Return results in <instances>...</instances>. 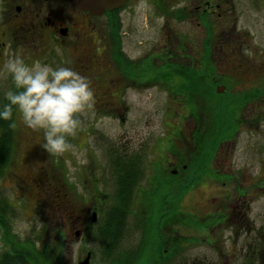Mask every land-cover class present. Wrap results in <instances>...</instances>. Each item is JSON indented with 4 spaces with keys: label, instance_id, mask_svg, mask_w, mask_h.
Wrapping results in <instances>:
<instances>
[{
    "label": "rangeland",
    "instance_id": "1",
    "mask_svg": "<svg viewBox=\"0 0 264 264\" xmlns=\"http://www.w3.org/2000/svg\"><path fill=\"white\" fill-rule=\"evenodd\" d=\"M236 7L238 13L234 30L240 36L236 38L238 48V44L241 45L240 50L237 49L234 53L227 51L218 53V50H215L211 64L218 67V72L212 74L207 71L205 80L208 81L206 85L214 84L213 90L210 88L209 90L216 94L215 87L225 85V90L228 88L227 90L232 92L235 100L237 94L247 90V88L252 86L262 88L264 86V74L261 71L263 67L260 65V60L264 56V18L247 10L244 4H236ZM137 17L138 15L133 17L131 22L138 21ZM101 18L103 19L104 16ZM161 22L160 18L156 19L158 32H160ZM160 45L161 42H158V47ZM161 60L159 58L157 61V83L154 86L140 88L134 93L127 92V94L133 95L131 97L134 101L126 100L127 117L125 122H120L117 118L112 117L100 119L96 117L90 120V114L94 113V108L86 109L82 114L85 117L88 116V119L80 120V128L74 135L77 137V144L73 145L71 143L73 136L70 137L72 147L59 155L49 154L41 147L40 154L45 157V160L37 164L38 167L33 166L32 169L28 168L29 170H27V167L33 164L35 159L34 155L28 151V145L24 139L33 130L27 128L20 118L15 115L14 159L4 175L0 177V198L6 199L13 208V212L9 214L10 225L12 233L16 235L20 242L29 241V244L32 243L37 251L44 250L47 247L49 259L53 262L58 259L60 248L62 250V264H76L77 259L82 256L81 252L85 255V250L91 249L93 251L91 264H109V261L102 256V244L95 239V236L88 238V228L83 230L84 234L80 233L78 238L75 237L76 228H73V235L64 234L65 242L61 247L59 246L58 232L68 228V213L63 207L59 206L61 203L54 197L53 193L42 195V192H39V189L34 186L35 183L27 188L28 183L26 184L23 180V175L24 171H28L30 175L35 173L39 179H45V182L57 186L61 193L68 192L71 204L84 210L96 203L92 196L88 197V194H92L91 191H99L103 187L99 180L101 169L104 170L105 163L109 165L112 158V154H106V157H104V151L108 152L116 149V152L125 154L124 158L133 159L137 156L139 164L136 167L139 174H141L133 191L134 200H132L131 211L126 221V235L120 241L118 249L130 251L137 246L142 236V229L140 226L135 227L138 222L136 215L140 214L145 218L151 216L150 219L155 218L156 220L160 201L166 199L165 194L169 191L170 197L167 201L170 206H175L174 212L172 211L175 215L165 218L162 232L164 233L165 245L172 246V249L173 245L177 246L178 251L173 255L176 259L174 264L187 263L197 258H205L212 264L217 259L219 260L217 264H234L236 260L240 264L241 258L236 252H240V245L246 242L250 235L248 237L243 236V239L240 240L234 232L225 229L226 226L223 223L221 232L217 233V239L215 240L219 247L214 250L212 246L203 243L202 239L204 237L209 240L213 238L214 240V236L210 237L204 231L207 224L205 221L199 220V217L203 216L204 213H214L215 207L218 206L216 201L221 196L224 197L219 192V187H222V190H225L229 195L227 200L223 201L220 210L227 214L230 213L228 207L231 204L229 191L234 183L232 181L230 183L226 182V187L223 188L220 182L212 184L211 180H207L204 181L206 183L198 181L197 184L189 188V186H185L184 182L186 181L183 180L189 175V172H185L187 170L185 169L180 174L178 173V176L174 175L176 180L173 181L178 183L172 185V180L168 177L170 175L169 169H172L173 165L164 161L163 158L175 159L179 165L183 164L185 159H190L188 157L191 156L200 157L206 161V153L208 151L212 153L218 149L216 154L212 156L213 160L211 159L214 163L221 148V151L228 153V155H225L222 165L225 169L231 171L234 175L239 169H246L252 173L256 172L260 160L257 158L264 157V152L254 154L255 150H252V147L263 145L264 94H260L256 98V100L261 99L260 103L262 105H257V102H254L256 103L254 116L261 115L260 119L256 120L257 118H255L256 121L252 125H248L245 122L246 119H238L239 129L232 138L233 133L229 129L224 132H226V137L227 134H230V139L225 137L215 147L205 146L202 150L197 145L196 139L198 136L206 137V132L203 131L206 127L208 128L209 124L210 118L206 108L209 104L202 102L203 98L201 97H195L196 100L186 98L189 95L188 90L178 91V86L185 81L187 83L189 79L177 73L178 64L175 62L162 63ZM169 61H172V59ZM251 63L254 65H251ZM140 66L139 74L142 80L153 73L148 64L145 63ZM251 66H253V69ZM257 68L258 74L255 72ZM5 72L2 66L0 72V99L6 91L1 88V79H3ZM212 79H215L216 82ZM224 92L220 96L214 95L215 103L227 102L228 96L227 94L224 95ZM242 108L246 118L247 104ZM231 110V107L228 108V112ZM193 127H195V130ZM233 129H235V125L232 126V131ZM36 133L42 139V133ZM228 148L233 149L228 150ZM198 152L200 155L197 156L196 153ZM223 155L219 154L222 159L224 158ZM183 158L185 159L183 160ZM159 159L160 162H158ZM156 173L159 175H156ZM262 174L264 175V172ZM168 181L169 184L166 183ZM159 187L161 188L159 189ZM155 191H157L156 194H154ZM147 194H149V198L147 196L146 198L143 197ZM172 195H177V197L172 198ZM254 197L256 203L262 206L264 197L257 194H254ZM100 204L101 202L98 203V207ZM75 219L76 213L74 212L73 223H75ZM88 224L89 216L86 222L87 227H89ZM95 229L96 225L93 226V233ZM150 234L143 258H149L150 251L147 249L150 245L153 246L152 241L158 238L154 229H151ZM173 237L182 240L181 244L173 241ZM185 237L189 241L184 240ZM6 244L0 237V252L4 250ZM218 248H220V252ZM117 250L114 254L117 253ZM44 264L48 263L44 262ZM55 264H60V260L58 259Z\"/></svg>",
    "mask_w": 264,
    "mask_h": 264
},
{
    "label": "flooded vegetation",
    "instance_id": "2",
    "mask_svg": "<svg viewBox=\"0 0 264 264\" xmlns=\"http://www.w3.org/2000/svg\"><path fill=\"white\" fill-rule=\"evenodd\" d=\"M240 3L244 4L250 12L264 18V0H125L121 6L105 10L101 15L80 10L67 0H0V72L4 61L15 54L22 55L29 64L34 61L53 66L66 64L86 76L91 82L95 103L92 107L94 113L90 114V120L96 117L99 119L112 117L125 122L126 100L134 101L131 97L133 95L129 93L137 92L146 86H154L157 83L156 70L159 58L162 59V63L175 62L178 64L177 73L183 71L188 74L201 75L198 79L203 81L206 80L207 71L212 74L218 72V67L211 64L215 50H218V53L223 51L234 53L241 47L240 44H238L239 48L236 45V38L240 36L234 30L238 13L236 4ZM137 15L138 21L131 22L132 18ZM102 16H104L103 19ZM157 18L162 20L160 32L157 31ZM158 42H161L160 47H158ZM171 59L172 61H169ZM260 61V65L264 68V56ZM145 63L150 66L153 73L142 80L139 74L140 65ZM251 65L254 64L251 63ZM251 68L253 69V66ZM263 68L261 71L264 74ZM255 72L258 74V68ZM9 87H11V79L5 72L1 79V88L7 90ZM258 88L260 87L252 86L248 89ZM261 90L246 103V118L244 112L240 114L241 117L239 116L240 119H246L245 122L248 125L260 119L261 115L254 116L256 107L254 102L262 105L261 99L256 100L260 94H264L263 87ZM206 101L203 99L202 102ZM87 117L83 114L79 116L83 121L88 119ZM255 118L257 119L254 120ZM193 129L195 130V127ZM38 135L31 131V134L24 139L28 145V151L34 155L35 159L27 170L32 169L33 166L38 167L36 165L45 160V157L40 154L42 148L39 145L41 139ZM71 143L77 144L76 136H73ZM262 144L261 147H252V150H255L254 154L264 152V139ZM114 151L116 152V149H112L113 153L111 152L112 162L119 159L118 155L125 157L122 152H117V155ZM217 151L218 149L213 153L216 154ZM111 153L104 151V157ZM217 154L214 163L213 159H210V168L205 171L208 175H203L199 182L203 183L207 180H211L212 184L220 182L225 188L226 182L232 181L234 185L229 191L231 204L228 206L230 213L227 214L220 210L223 201H226L229 195L222 190V187H219V192L224 197L221 196L216 201L218 206L215 207L214 213H204L199 217V220L207 224L204 231L210 237L214 236V240L204 237L203 243L216 250V247H219L215 241L216 235L219 231L221 232L222 224L225 223V229L234 232L240 240L243 236L250 235V238L240 245V252H236L241 258L240 264H264V202L262 206H259L254 197V194L264 197V175L262 174L264 157L257 158L260 160L256 172L239 169L234 175L222 166L225 155L228 153L221 151L220 148ZM219 154H224V158L222 159ZM163 160L173 165V168L169 169L170 176L180 174L187 167V163L179 165L175 159L163 158ZM110 166V163L109 165L105 163L104 170L101 169L99 180L103 186L102 189L91 191L92 194H88V197L92 196L96 203L84 210L71 204L68 192L61 193L57 186L45 182V179H39L35 173L30 175L28 171H24L23 180L26 184L28 183L27 188L35 183L34 186L42 192V195L53 193L61 203L59 206L68 213V228L58 232L60 247L65 242L64 234L73 235V228H76V238L80 233L84 234L83 230L87 228L88 238L93 237L92 229L97 216L93 219L92 213L100 210L102 206L100 204L98 207V203L113 197L115 190ZM156 175L159 174L156 173ZM143 197L146 198L145 195ZM74 212L76 213L75 223H73ZM88 216L89 227L86 226ZM163 249L173 250L172 246H167L165 243ZM11 250L10 244H6L4 250L0 252V258L7 256L8 253L12 255ZM147 250L150 251L149 258L142 257L137 264H174L176 261L173 255L158 258L154 245H150ZM218 251L220 252V248ZM61 252L60 248L58 254L60 264L63 261ZM88 254L90 255L88 264H91L93 261L91 260L93 258L91 249H86L85 255L81 252L82 256L77 259L76 264H80ZM218 262V259L214 260L213 264ZM176 264L212 263L205 258H197L187 263ZM234 264H238L237 260Z\"/></svg>",
    "mask_w": 264,
    "mask_h": 264
},
{
    "label": "trees",
    "instance_id": "3",
    "mask_svg": "<svg viewBox=\"0 0 264 264\" xmlns=\"http://www.w3.org/2000/svg\"><path fill=\"white\" fill-rule=\"evenodd\" d=\"M206 65L209 66L210 64ZM179 74L184 78L187 77L189 80L187 83L186 81L184 83H181L178 86V91L188 90L189 95L186 98H193L194 100H196L195 97H201L203 99H206V102L209 104L208 106H206L207 114L210 118L209 124L208 128L206 127L205 131H203L206 132V137L203 138L201 136H198V138L196 139L197 145L201 147L202 150L205 146L213 148L218 142H222L226 137V132L224 131H227L229 129H231V132L233 133L231 136L232 138L238 129L237 120L240 119V114L243 113L242 107L249 100H251L252 97H255L259 92L262 91L261 88H247V90L238 93L237 99L235 100L233 98V94L230 90H227V88L224 92V95L227 94L228 96L227 102L217 104L214 102V95L220 96L221 93L216 94L215 92L211 91L213 90V83H210V85H206L208 84L206 83L208 81L198 79V77L200 78L201 75L188 74L183 71H180ZM212 80L214 81V79ZM209 88L211 90H209ZM230 107L232 110L228 112V108ZM15 115L16 114L14 113V118ZM10 123L11 121L0 120V177L4 175L9 166L13 163L14 159L15 148L13 138L15 127H10ZM233 125H235V129H233L232 131ZM227 135V137H229L230 139V134ZM109 152L111 153L112 150ZM213 152L210 153V151H208L206 153V161L205 159H201L200 157L195 158L193 156L189 157L190 159H185L184 162L187 163V170L185 172H189L188 177H185L183 179L184 181H186L184 182L186 187L189 186V188H191L194 184H197L198 181L203 178V175H208V173H205V171L210 168L209 162L214 154ZM114 153L118 155L117 152L114 151ZM196 155L198 156L200 155V153L198 152L196 153ZM118 157L119 159L117 158L113 162L111 161L112 158L109 161L111 165L110 173L111 175H113L115 182L113 197H109L107 200L102 201L101 209L98 210V213L95 211L97 220L94 223V225H96V229L94 230L93 236H95V239H97L102 244V256L107 259V261H109V264H137V262L143 257L144 251L148 244V240L151 236V229H154L156 235H158V238L152 241L154 248L157 250L158 258H167L168 256L174 255V253L178 251L176 245H173V250H171L172 252L169 251L170 249H163V222L166 217H173L175 215V213H173L175 206H170L168 204L169 202L167 201L170 197L169 191L165 194L166 199H164V201H160V206L158 208L159 212L156 216V220L155 218L150 219L151 216H149V218H145L140 214L136 215L138 222L136 223L135 227L140 226V228L142 229V236L137 246L130 251H123L118 249L120 241L122 240L123 236L126 235V221L131 211L130 207L133 200V191L137 184L136 182L138 178H140L141 176L136 167V165L139 164L138 159H135L137 157H134L133 159H124V157H120L119 155ZM168 179L172 180V185H177L178 182L173 181L176 180V176L169 175ZM166 183L169 184V181ZM160 188L161 187H159V189ZM156 193L157 191H155L154 194ZM145 196L149 198V194ZM176 197L177 195H172V198ZM12 212L13 208L9 204V202L6 199L0 198V237L5 243H7L8 245L10 244L12 249V255L8 253L7 256H1L0 264H44V262H47L48 264H55L58 259L55 262L49 259V255L46 250L47 247L44 250L37 251L35 250L32 243L29 244V241L20 242L16 238V235L12 233L9 220V214H11ZM183 239L189 241V239L186 237ZM173 241L179 242L178 244H181L182 242V240L176 239L175 237H173ZM116 250L117 253L114 254Z\"/></svg>",
    "mask_w": 264,
    "mask_h": 264
},
{
    "label": "clouds",
    "instance_id": "4",
    "mask_svg": "<svg viewBox=\"0 0 264 264\" xmlns=\"http://www.w3.org/2000/svg\"><path fill=\"white\" fill-rule=\"evenodd\" d=\"M3 68L11 87L0 99V120L16 126L14 113L27 128L42 133L40 146L59 155L72 145L70 137L80 128L79 119L95 103L90 80L66 64L26 62L19 54L9 56Z\"/></svg>",
    "mask_w": 264,
    "mask_h": 264
},
{
    "label": "water",
    "instance_id": "5",
    "mask_svg": "<svg viewBox=\"0 0 264 264\" xmlns=\"http://www.w3.org/2000/svg\"><path fill=\"white\" fill-rule=\"evenodd\" d=\"M71 5L77 7L80 10L89 11L95 15H101L105 12V10H112L121 6L125 0H67ZM225 87L223 85H219L216 88L217 93H222ZM95 212L92 213V218L95 219ZM88 254L84 260L80 264H88L89 263Z\"/></svg>",
    "mask_w": 264,
    "mask_h": 264
}]
</instances>
